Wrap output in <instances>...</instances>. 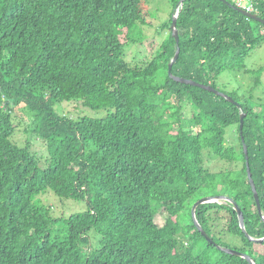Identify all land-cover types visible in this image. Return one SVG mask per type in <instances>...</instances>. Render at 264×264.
Returning a JSON list of instances; mask_svg holds the SVG:
<instances>
[{
    "label": "trees",
    "instance_id": "16d2710c",
    "mask_svg": "<svg viewBox=\"0 0 264 264\" xmlns=\"http://www.w3.org/2000/svg\"><path fill=\"white\" fill-rule=\"evenodd\" d=\"M146 1L0 0V264H249L206 242L194 225V203L217 196L237 205L249 238H264L239 135L243 113L264 216V100L216 86L224 73L260 85L264 66L250 71L244 61L264 42V25L222 0H185L181 9V0H169L168 37L132 66L125 48L141 41ZM251 6L264 20V0ZM176 12L171 75L210 86L240 108L169 77ZM72 101L106 116H61L56 106ZM17 111L25 133L46 147L44 168L28 141H11ZM232 127L236 141L226 146ZM204 152L220 166L204 169ZM48 191L85 210L54 217L39 200ZM195 219L217 246L264 264V241L245 236L232 205H200ZM187 240L204 246L193 253Z\"/></svg>",
    "mask_w": 264,
    "mask_h": 264
},
{
    "label": "rangeland",
    "instance_id": "374dc122",
    "mask_svg": "<svg viewBox=\"0 0 264 264\" xmlns=\"http://www.w3.org/2000/svg\"><path fill=\"white\" fill-rule=\"evenodd\" d=\"M232 1L235 4V0ZM251 2L252 0H249V2L245 1L242 3V6L249 7ZM170 13L171 4L169 0H148L145 2L142 14L144 24L139 26L143 40L141 37V41L137 43V45H128L125 48V60L129 64L132 66L142 64L154 55V52H156L159 45L166 39V36L168 37L169 35V30L166 29V25L168 23ZM124 34L125 32L123 31V35L120 39L123 38ZM244 64L250 71H256L264 66V42L249 54V56L245 59ZM251 79L252 78L249 75L224 73L217 80L216 86L217 89L228 94L238 90L239 94L237 93V95L244 96V98L246 97V93L249 92L248 94H250V91H252L254 98L260 97V100H264V75L261 78L260 85L255 89ZM56 110L61 116L68 117L72 120H78L83 117L102 119L106 116L105 110H90L82 106L81 102L76 101L65 102L57 105ZM19 113L20 111H17L13 116L16 131L11 141L19 146H23L25 142L28 141L31 145L33 155L39 161L40 167L44 168L48 163L46 147L41 140L35 138L32 134L25 133V119H20V117L17 116ZM22 116H24L23 113L21 114V118ZM235 141V128L232 127L228 129L225 145H234ZM212 166L220 165L210 153L204 152L202 154V167L207 170ZM39 200L43 205L48 206L51 209L54 217H68L73 213L85 210L83 203L61 200L54 196L50 191L39 196ZM163 220V216L159 217L157 215L155 218V221L159 226L162 225ZM216 225L220 226L218 223ZM225 239L227 242H230L229 237ZM187 242L189 243L190 250L193 253H199L201 248L204 246L202 241L187 240Z\"/></svg>",
    "mask_w": 264,
    "mask_h": 264
},
{
    "label": "water",
    "instance_id": "95a60500",
    "mask_svg": "<svg viewBox=\"0 0 264 264\" xmlns=\"http://www.w3.org/2000/svg\"><path fill=\"white\" fill-rule=\"evenodd\" d=\"M184 1L185 0H181L180 1V3H179V9L182 8V5H183ZM222 1H223L224 4L230 6L231 8H233L234 10H236L237 12H239L240 14H242L243 16H245V17H247L249 19H252V20H254V21H256V22L264 25V20L260 19L255 14L248 13L245 10H242V9L236 7L235 5L233 6V5L229 4L225 0H222ZM177 15H178V12H176L175 15L173 16V19H172V22H171V26H170L171 36L174 39L175 44H176V51H175V54H174L173 58L171 59L169 65H168L167 72H168L169 77L172 80H174L175 82L200 88L202 90H205V91L214 93L216 95H219L220 97L225 98L227 101H229L231 103H234L231 98H229L228 96H226V95H224L222 93L217 92L216 90H214L210 86L200 85V84H197V83L192 82L190 80H185V79L177 78V77H174V76L171 75L172 65L176 62L177 57H178V54H179V49H178V46H177L178 45V34H177V30H176V19H177ZM234 104L236 106H238V108H240V106L238 104H236V103H234ZM243 118H244V114L241 113L240 116H239V135H240V140H241V143H242V149H243L244 158H245L246 175H247L248 183H249V186H250V189H251V192H252V195H253V199H254V202H255V205H256L257 213H258L259 217L261 218V220L264 222V216H263V214L261 212L259 198H258V195H257V192H256V188H255V185H254V182L252 180L251 173H250V170H249L248 157H247V149L245 147L244 140H243V137H242ZM210 203H227V204L232 205L234 211L237 214V218H238V222H239V227H240L241 231L244 232L245 236L249 240L254 241V242H263L264 241V238H262V239H251V238L248 237V235L245 233V230H244L242 212L239 210V208L237 207V205L232 200H230L229 198H227L225 196H217V197H207V198H203V199L198 200L192 206V208H191L192 220L194 222V225H195L196 229L200 232L201 236L205 239L206 242H208L211 245H214L219 251L224 252L225 254H228V255H231V256H237V257H240L242 259H245L249 264H254V262L247 255H245V254H240V253H238V252H236L234 250H229V249L221 248V247L217 246L202 231V229L200 228V226L198 225V223H197V221L195 219V210L200 205L210 204Z\"/></svg>",
    "mask_w": 264,
    "mask_h": 264
},
{
    "label": "built area",
    "instance_id": "2783aa9c",
    "mask_svg": "<svg viewBox=\"0 0 264 264\" xmlns=\"http://www.w3.org/2000/svg\"><path fill=\"white\" fill-rule=\"evenodd\" d=\"M245 1H248V2H249V0H236V5H237V7H239V8H241V9L245 10L246 12H252V9H253V8H252L251 4H250L249 7H243V6H242V3L245 2Z\"/></svg>",
    "mask_w": 264,
    "mask_h": 264
},
{
    "label": "clouds",
    "instance_id": "9594fccd",
    "mask_svg": "<svg viewBox=\"0 0 264 264\" xmlns=\"http://www.w3.org/2000/svg\"><path fill=\"white\" fill-rule=\"evenodd\" d=\"M236 7H237V5H236V0H235V4H234ZM239 8V7H238ZM241 9V8H240ZM243 10V9H242ZM248 13H252V12H248ZM221 204H223V203H221Z\"/></svg>",
    "mask_w": 264,
    "mask_h": 264
}]
</instances>
